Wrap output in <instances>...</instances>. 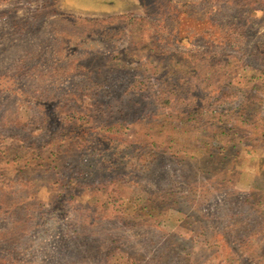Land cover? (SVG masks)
I'll use <instances>...</instances> for the list:
<instances>
[{"label": "trees", "instance_id": "16d2710c", "mask_svg": "<svg viewBox=\"0 0 264 264\" xmlns=\"http://www.w3.org/2000/svg\"><path fill=\"white\" fill-rule=\"evenodd\" d=\"M8 1L0 0V5L5 6ZM181 1L186 5L200 2ZM55 3L51 13L70 10L65 24H76L71 28L65 25L64 29L50 23L48 42L51 53L59 59L76 52L73 47L78 41L87 45L91 42L86 48L104 52L98 44L101 33L109 27L108 31L115 30L120 16L126 23L119 28H138L141 22L122 9L137 6L134 0ZM149 4L160 9L163 5L157 0H147L145 5ZM246 6L254 8L255 15H264V0H247ZM42 7L43 10L36 8L18 20L26 39H38L39 24L50 18L48 8ZM178 20L184 19L178 15ZM165 32L170 31L165 28ZM177 32L180 40H187L185 44L208 36L202 29L197 30L201 32L197 35L185 24ZM37 53L43 55L41 49ZM176 56L185 61L168 60L172 64L167 69L156 63L152 75L141 71L131 78L125 74L111 79L99 77V71L95 79L91 76L93 85L117 86L109 88L108 93L121 102L124 115L135 109V119L127 123L122 119L107 122L103 101L84 102L80 94L73 104L51 92L58 124L74 130L49 147L26 141L15 164L0 175V264H148V257L141 259L136 255H150L152 264H264V212L249 208L232 184L241 174L264 180V162L249 158L254 136L249 134L250 125L241 114L243 109L261 102L264 92L259 91V86H264V77L254 72V87L244 88L239 102V95L234 97L227 90L210 87L221 76L214 70L210 56ZM187 57L190 58L186 60ZM143 101L145 104H141ZM153 105L159 109L151 110ZM77 106L81 107L74 109ZM84 106L92 111L86 114ZM168 106H176L170 108L176 115L163 113L164 108L169 110ZM60 114L64 123L58 118ZM199 115L204 119L197 124ZM120 118L127 120V116ZM193 132L199 135L194 137ZM127 144L131 145L126 147ZM115 149L126 154L118 158ZM193 152L196 157L191 155ZM96 153L103 155L98 165ZM177 160H184L186 166L181 167ZM112 164L120 167L112 168ZM127 175L162 186L149 199L161 208L153 216L151 226L122 222L120 207L108 202L113 190L120 188L116 178L123 180ZM77 196L85 200L82 215L77 214L74 204ZM169 221L184 231L180 243L170 250L159 244ZM113 226L117 233L110 231ZM108 235L114 236L113 250L109 248ZM158 236L161 237L157 240ZM122 242L127 244V252L119 246ZM115 249L120 257L114 255Z\"/></svg>", "mask_w": 264, "mask_h": 264}, {"label": "rangeland", "instance_id": "374dc122", "mask_svg": "<svg viewBox=\"0 0 264 264\" xmlns=\"http://www.w3.org/2000/svg\"><path fill=\"white\" fill-rule=\"evenodd\" d=\"M134 1L138 3L137 6L134 8L124 6L122 9H126L127 14L134 17V20L141 19L138 28H119L126 23L125 18L120 16L115 30L110 32L108 31L109 27L101 33L98 44L103 46L104 52L86 48L91 42L87 45L86 42L78 41L74 43L73 47L76 52L69 57H62L63 59H59L51 53V45L48 42L51 38L50 23H54L57 28H64L65 25L68 28L73 27L76 24H71L72 26L65 24L66 14L70 10L62 9L61 12L56 11V15H53L51 11L57 6L55 0H10L5 6L0 5V41L2 44V49L0 45V89L16 100L19 106V115L22 117L20 124L3 129L1 132L3 135L10 134L22 139L18 158L26 141H31L41 147H49L64 140V134L74 130L72 127L64 129V126L58 124L53 114L55 102L54 96H50L51 92L72 100L73 104L77 103L80 94L84 102L99 103L103 101L104 106H107L108 116L105 118L107 122L123 120L124 123H127L135 119L133 117L135 109L132 113L124 115V112L121 111V102L115 101L116 96L108 93V89L117 87L116 85L111 86L110 83L108 85L101 83L93 85L91 83V76L95 79L99 71H101L99 77L111 79L114 76L125 74L131 78L136 72L139 74L141 71L152 75L156 72L153 70L156 63L160 65L162 63V66L167 69L172 64L168 60L172 59L179 63L185 61V58L176 55L187 54L194 55V57L208 55L212 58L214 70L221 73L220 79L214 80V85L210 87L215 91L227 90L234 97L236 94H245L246 90L253 89L252 76L254 72L257 73L256 75L264 77V15L263 13L255 15L254 8L246 6L247 0H199L200 2L192 5L183 4L181 0H157L163 4L161 9L151 8V4L145 5L147 0ZM43 5L49 9L46 12L50 18L44 19L39 24L41 30H39L38 39H26L23 31L19 28L18 20L36 8L43 10ZM126 5L128 4L126 3ZM254 7L258 8L257 5ZM178 15L184 20H178ZM171 18L173 20H170ZM184 24L191 27L197 35L201 33L197 30H205V33L208 32L207 38L205 36L201 40L187 43L188 45L183 43L187 40H180L177 30ZM66 27L64 29H67ZM165 28L170 31L169 34H166ZM92 29L94 28L92 27ZM194 32L192 33L196 36ZM38 49H41L43 55L37 53ZM70 51L69 49L68 52ZM111 55L117 58H112ZM214 55L218 57H212ZM189 58L187 57L186 60ZM52 76H54L53 80H51ZM244 88L247 89L244 90ZM105 89L107 90L105 91ZM259 91L264 92L262 84L259 86ZM239 97L240 102L241 96L239 95ZM115 102L118 103L114 104ZM141 104H145V101ZM188 104L190 105V103ZM197 105H199V101L196 98L195 106ZM80 107L77 106L74 109ZM174 107L176 106H168L169 110L164 108L163 113L171 112L176 115V111H170V108ZM236 107L240 110L239 106ZM83 109L86 114L92 111L91 108L86 109L85 106ZM153 109L158 110L159 108L153 105L151 110ZM116 113L119 115L118 117L115 116ZM241 114L242 118L250 125L251 133L249 134L254 136L250 141L251 154L249 158L255 157L259 163H263L264 96L258 106L247 107L242 110ZM125 116H127V120L120 118ZM130 116L131 118H129ZM58 118L64 123L61 114ZM203 119L204 116L199 115L197 124ZM92 127L94 128V126ZM193 135L196 137L199 134L193 132ZM129 145L131 144H127L126 147ZM115 150L117 151V149ZM120 150L117 151L118 158L126 154V151L120 154ZM191 155L195 156V153L193 152ZM102 158V154L96 153L94 155V159L97 161L95 164L98 165ZM236 160L238 161V158ZM177 161L180 162L181 167L186 166L184 160ZM188 161L193 162L189 159ZM117 167L120 166L112 164V168ZM124 178L123 180L116 178L120 188L113 190L109 195L108 202L120 207L119 214H122V222L130 220L137 225L151 226L153 216H157L161 208H156V205L149 199L158 194L162 186L152 181H145L136 175H127ZM232 184L234 189H237L239 196L243 197L242 200H246L249 208L257 207L264 212V180L254 178L251 174H241L234 178ZM75 203L77 214L82 215L85 200L77 196V199L74 200ZM176 206L179 207V205ZM97 207H100V203ZM165 227L167 229L165 234L162 238L158 236L157 240L160 238L159 244L164 249L170 250L180 243L184 231L180 230L176 223L170 221L166 222ZM115 229L113 226L110 231L117 233ZM123 231L127 233L126 230ZM108 237L110 238L109 248L112 247L111 250H113L116 246L112 241L114 236L108 235ZM119 246L121 248L124 246L127 252L128 246L125 242ZM253 246L257 245L253 242ZM118 253L115 249L114 255L120 257ZM136 253L140 252L136 250ZM136 256L141 259L148 257V264L153 263L150 255Z\"/></svg>", "mask_w": 264, "mask_h": 264}, {"label": "crops", "instance_id": "0c3cea01", "mask_svg": "<svg viewBox=\"0 0 264 264\" xmlns=\"http://www.w3.org/2000/svg\"><path fill=\"white\" fill-rule=\"evenodd\" d=\"M0 45L2 49L1 41ZM21 120L16 100L0 89V174L15 164L19 156L18 151L22 147L21 138L10 134L3 135L1 130L20 124Z\"/></svg>", "mask_w": 264, "mask_h": 264}]
</instances>
